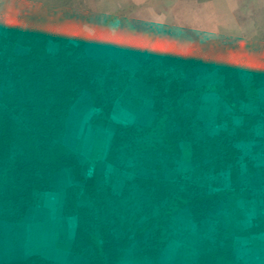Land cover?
<instances>
[{
	"label": "rangeland",
	"instance_id": "374dc122",
	"mask_svg": "<svg viewBox=\"0 0 264 264\" xmlns=\"http://www.w3.org/2000/svg\"><path fill=\"white\" fill-rule=\"evenodd\" d=\"M188 1L84 0L87 40L79 55L127 71L108 112L87 92L67 111L63 143L76 153L84 174L96 178L93 192L80 188L71 170L55 174L52 189L34 195L21 222L0 219V263L36 256L51 264H88L81 253L95 252L90 241L84 246L89 251L71 250L81 218L99 246L109 227L114 264H199L204 242L219 224L232 240L233 253V261L221 264H264V70L253 82L249 68L240 66L239 83L228 86L217 68L187 67L177 103L186 104L197 132L192 142L178 143L179 152L167 164L160 158L169 131L166 99L160 98L161 108L153 106L157 83L149 79L156 78L151 72L156 68L152 63L143 69L146 61L159 63L170 43L186 51L195 40L252 41L264 30V0H237L235 11L221 0L207 9L201 5L207 0H194L195 6ZM11 7L9 0H0V53L10 39L5 25ZM65 42L47 39L46 53L55 55ZM67 42L75 44L71 38ZM13 48L27 51L19 44ZM226 142L237 152L224 166L215 155L220 150L213 148ZM192 143L201 148L196 159ZM197 192L227 196L194 222L189 203Z\"/></svg>",
	"mask_w": 264,
	"mask_h": 264
},
{
	"label": "trees",
	"instance_id": "16d2710c",
	"mask_svg": "<svg viewBox=\"0 0 264 264\" xmlns=\"http://www.w3.org/2000/svg\"><path fill=\"white\" fill-rule=\"evenodd\" d=\"M9 1L13 13L5 30L10 39L5 50L0 53V219L16 223L23 220L33 204L34 195L51 190L52 177L65 169L71 170L80 188L87 193L93 192L96 178L84 174L76 153L63 143L67 111L82 92H87L101 111L108 112L125 86L127 71L111 61L101 63L86 55H79L87 40L82 26L87 22L89 9L84 0ZM18 5L25 7L17 11ZM69 38L75 44L67 42ZM47 39L65 40V46L50 56L45 51ZM15 44L25 46L27 51L16 52L13 48ZM146 62L143 69L152 63L156 68L151 70L156 78L149 79L157 83L152 97L153 106L161 108L163 104L160 98L166 99L163 103L167 106L169 131L166 146L162 149L165 155L160 158L169 164L172 154L180 150L178 143L192 142L197 132L192 129V117L186 104L177 103L182 92L176 90H181L180 80L185 69L189 66H205L210 70L217 68L225 85L230 86L231 82L235 85L239 83L238 68L247 66L253 75V82H256L264 70V30L248 42L195 40L186 51L170 43L159 63L151 60ZM158 71L160 74L166 71L167 74L159 76ZM172 71H177V76ZM165 88V93L157 96L156 93ZM242 98L244 100L245 96ZM226 144L213 148L220 150L215 155L224 166L228 158L231 159L237 152L229 143ZM191 151L195 159L202 154L201 148L194 143L191 144ZM144 158L145 153L139 157L141 161ZM226 196L227 193L223 192L195 193L189 203V207L193 208L190 209L193 221H200L207 212L213 210V204ZM195 207L198 208L197 212L194 211ZM81 223L82 219L79 218L71 250L74 253L77 250L89 251L84 246L90 241L95 252L92 255L90 252L81 253L89 259L88 264H114L117 257L113 254L115 247L109 227L105 226L103 243L99 246L96 236L93 238V233L88 235ZM203 248L199 264L233 261L232 240L225 237L222 224L216 226L213 235L205 240ZM106 250L112 254L99 255ZM0 264L51 263L31 256Z\"/></svg>",
	"mask_w": 264,
	"mask_h": 264
},
{
	"label": "crops",
	"instance_id": "0c3cea01",
	"mask_svg": "<svg viewBox=\"0 0 264 264\" xmlns=\"http://www.w3.org/2000/svg\"><path fill=\"white\" fill-rule=\"evenodd\" d=\"M212 1L213 0L203 1L202 4H201L202 6H204L203 9H207L208 6L213 4ZM232 1H234V2H232ZM189 2H191V3H189ZM188 3L191 4L192 6L197 5V3L194 0L188 1ZM221 5L227 6L226 7L227 9L235 11V9L237 8V0H221ZM232 11L231 12L229 11V12L232 14L233 13ZM232 18H233V15H232ZM233 20H234V18H233Z\"/></svg>",
	"mask_w": 264,
	"mask_h": 264
}]
</instances>
